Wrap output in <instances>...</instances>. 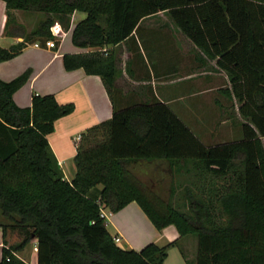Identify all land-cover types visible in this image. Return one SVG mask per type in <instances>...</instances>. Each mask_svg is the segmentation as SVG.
Masks as SVG:
<instances>
[{"label": "trees", "instance_id": "16d2710c", "mask_svg": "<svg viewBox=\"0 0 264 264\" xmlns=\"http://www.w3.org/2000/svg\"><path fill=\"white\" fill-rule=\"evenodd\" d=\"M5 34L22 43L0 47V63L28 46L56 40L52 28L66 31L76 11L86 13L72 33L74 46L104 49L129 39L140 23L160 13L201 54L228 76L226 95L239 103L243 139L206 146L160 101L114 105L112 118L88 130L74 158L68 181L48 136L75 105L54 95L33 94L19 107L14 94L30 79H0V210L24 239L8 246V227L0 225L4 247L0 264H27L18 254L37 242L38 264H164L169 249L148 244L122 249L101 217L136 202L155 228L175 226L181 237L197 238V256L188 264H264V0H2ZM43 17L27 33L12 12ZM55 47V48H56ZM67 71L100 76L115 101L116 58L95 52L65 55ZM167 161L175 174L199 167L213 182L207 196L187 188L185 204L166 203L129 169L132 163ZM189 161H193L191 164ZM219 181H222L219 184ZM101 187V188H99ZM174 193V191H173Z\"/></svg>", "mask_w": 264, "mask_h": 264}, {"label": "crops", "instance_id": "0c3cea01", "mask_svg": "<svg viewBox=\"0 0 264 264\" xmlns=\"http://www.w3.org/2000/svg\"><path fill=\"white\" fill-rule=\"evenodd\" d=\"M12 15L27 33L43 19L39 14L23 11H13ZM163 15L164 13H160L156 17L144 19L134 34L117 46L82 49L74 46L72 33L87 15L76 11L68 31L61 25H56L59 36L55 38L61 40L56 48L50 49L47 45L35 43L14 59L0 63V79L5 82L31 71L28 82L14 94V101L19 107H30L33 94L54 95L59 104L75 105V111L58 120L55 131L48 136L52 152L68 181L76 174L74 158L83 135L109 121L113 116L114 105L117 108H125L134 103L160 101L175 111L173 105L183 102L188 104L187 109L192 110V100H196L194 102L198 103L197 108L204 109L207 106L206 96L226 93L224 88L225 80L229 85L228 76L216 68L215 61L205 58L172 23H156V18ZM7 21L6 3L0 0L2 48H10L23 42L22 37L5 34ZM171 34L182 42L181 50H177V45H169L170 39L167 37L171 38ZM95 52L116 58L119 74L116 79L115 101L100 76L88 75L84 69L67 71L64 67L65 55H86ZM154 162L168 163L164 160ZM141 163H132L130 166H139ZM169 170L173 171L170 164ZM107 221L115 239H120L118 245L122 249L140 251L151 243L165 247L175 242L177 244L169 249L167 259L170 251L179 249V258L174 264L195 261L196 240L191 236L181 237L173 225L158 231L136 202L130 203L118 213H111ZM10 236L12 235L7 234L5 238L8 246L16 245ZM3 247L4 235L0 229V262ZM28 247L20 252L18 257L27 264H38L37 242L32 241ZM23 253H26L25 259L21 257ZM166 260L164 264H170Z\"/></svg>", "mask_w": 264, "mask_h": 264}, {"label": "rangeland", "instance_id": "374dc122", "mask_svg": "<svg viewBox=\"0 0 264 264\" xmlns=\"http://www.w3.org/2000/svg\"><path fill=\"white\" fill-rule=\"evenodd\" d=\"M149 21L150 20H148V22ZM155 21L156 23L160 21L167 24L171 23L166 14L156 18ZM167 39H170V41L167 42L171 47L177 45V50H181L182 42L180 39L176 38L174 35H172L171 38L167 37ZM225 86L226 88L224 89L226 91L229 88L227 80H225ZM206 99L207 106H205L204 109L197 108L196 105L198 103L194 102L196 100H192V105L194 106L192 110L186 108L188 104L179 102L173 105L174 112L177 116L179 115L178 117L206 146L242 140V123L244 120L239 114L238 101L230 98L226 93L224 95L210 94L206 96ZM192 162L193 161H189L188 163L191 164ZM129 169L157 197L166 203H172L174 206H183V204H185L184 196L187 188H190L195 193L207 196L209 188L213 183L211 177L207 176L201 168L194 167L193 165H187L186 169L188 170L182 171L181 174L178 175L175 174L174 171L171 172L169 170V164L165 162H142L139 166H129ZM221 183L222 181H219V184ZM13 224L14 222L5 218L0 210V225L8 227L7 234L12 235L10 236L12 242L17 244L24 239V235L20 231H13V229L10 228ZM191 237H193L197 243V238L195 236ZM21 257L25 259L27 257L26 253L21 254ZM177 258H179V249H174L170 251L169 258L166 261L170 264H174Z\"/></svg>", "mask_w": 264, "mask_h": 264}, {"label": "built area", "instance_id": "2783aa9c", "mask_svg": "<svg viewBox=\"0 0 264 264\" xmlns=\"http://www.w3.org/2000/svg\"><path fill=\"white\" fill-rule=\"evenodd\" d=\"M52 32H53L54 37L55 36H57V37L59 36L58 27L57 26H55V27L52 28ZM46 45H47V48H50V49H53V48L56 47L54 40L48 41ZM110 214L111 213L109 211H107L104 207L102 208V210H101V217L102 218H105L107 220L108 219V216ZM115 242L117 244L120 243V239L119 238H116L115 239Z\"/></svg>", "mask_w": 264, "mask_h": 264}]
</instances>
